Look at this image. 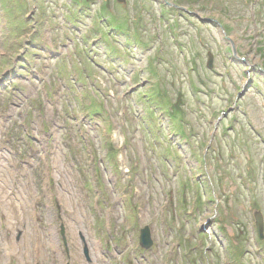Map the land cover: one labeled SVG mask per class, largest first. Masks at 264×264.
<instances>
[{"label": "rangeland", "instance_id": "rangeland-1", "mask_svg": "<svg viewBox=\"0 0 264 264\" xmlns=\"http://www.w3.org/2000/svg\"><path fill=\"white\" fill-rule=\"evenodd\" d=\"M122 1L0 0V264H264V0Z\"/></svg>", "mask_w": 264, "mask_h": 264}, {"label": "water", "instance_id": "water-1", "mask_svg": "<svg viewBox=\"0 0 264 264\" xmlns=\"http://www.w3.org/2000/svg\"><path fill=\"white\" fill-rule=\"evenodd\" d=\"M118 2L121 3V0H117ZM124 3V0L122 1ZM165 4H167L168 6L172 7V3L166 2ZM176 7V6H175ZM178 9H181L182 11L186 12L187 14H189L190 12L180 8V7H176ZM195 16L198 18L199 21L203 22V23H215L219 26V24L214 20V19H210V18H205L202 19L201 17H199L198 15L195 14ZM220 27V26H219ZM228 41L230 42L231 45V50H232V54L233 56H236V49L233 45V42L228 38ZM212 60H213V56L211 53H208V61H207V68L208 69H212L213 64H212ZM241 61V60H240ZM242 96V93H239L238 97L236 100L239 99V97ZM231 109H229L228 112H230ZM253 218H254V226H255V230L257 233V236L259 238V240H263L264 239V216L260 211H254L253 212ZM153 244L152 241V237H151V231L149 229V227H144L140 230V235H139V245L141 248L143 249H150L151 246Z\"/></svg>", "mask_w": 264, "mask_h": 264}, {"label": "bare ground", "instance_id": "bare-ground-1", "mask_svg": "<svg viewBox=\"0 0 264 264\" xmlns=\"http://www.w3.org/2000/svg\"><path fill=\"white\" fill-rule=\"evenodd\" d=\"M40 238H41V235H39L37 231L33 230V239H35V240H34L33 245H32V256L34 253L37 261L41 257V253H39L40 252V250H39L40 249L39 248ZM28 243H29V238L27 236V239L25 241V246H24V248L27 250H28Z\"/></svg>", "mask_w": 264, "mask_h": 264}, {"label": "flooded vegetation", "instance_id": "flooded-vegetation-1", "mask_svg": "<svg viewBox=\"0 0 264 264\" xmlns=\"http://www.w3.org/2000/svg\"><path fill=\"white\" fill-rule=\"evenodd\" d=\"M86 253L88 254V249L86 250ZM86 255V254H85ZM87 259H85V261H87V262H90L91 261V259H90V257H89V254L87 255V257H86Z\"/></svg>", "mask_w": 264, "mask_h": 264}, {"label": "trees", "instance_id": "trees-1", "mask_svg": "<svg viewBox=\"0 0 264 264\" xmlns=\"http://www.w3.org/2000/svg\"><path fill=\"white\" fill-rule=\"evenodd\" d=\"M173 3V2H172ZM173 4H175V3H173ZM177 5V4H176ZM177 6H179V5H177ZM184 12V11H183Z\"/></svg>", "mask_w": 264, "mask_h": 264}]
</instances>
